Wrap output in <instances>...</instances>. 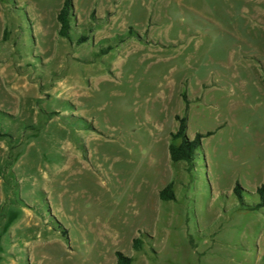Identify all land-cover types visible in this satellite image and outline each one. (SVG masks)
<instances>
[{
  "label": "rangeland",
  "instance_id": "obj_1",
  "mask_svg": "<svg viewBox=\"0 0 264 264\" xmlns=\"http://www.w3.org/2000/svg\"><path fill=\"white\" fill-rule=\"evenodd\" d=\"M64 2L0 0V264H264V0Z\"/></svg>",
  "mask_w": 264,
  "mask_h": 264
},
{
  "label": "trees",
  "instance_id": "obj_2",
  "mask_svg": "<svg viewBox=\"0 0 264 264\" xmlns=\"http://www.w3.org/2000/svg\"><path fill=\"white\" fill-rule=\"evenodd\" d=\"M73 12V2L72 0H65L61 11L57 16V22L59 24L58 35L61 39L69 41L71 32V14ZM179 127L176 132L171 137V145L169 147L170 160L174 164L185 163L192 164L195 161L197 153L201 149V136H196L194 140H189L187 136V119H178ZM235 195L240 198V189L237 186L234 190ZM258 195L260 197V205L257 206L255 211L264 207V185L258 190ZM160 200L162 202H172L174 201V194L171 187L166 188L160 194ZM139 242H134V250H140ZM117 264H132V260L124 257L122 254L118 253Z\"/></svg>",
  "mask_w": 264,
  "mask_h": 264
}]
</instances>
